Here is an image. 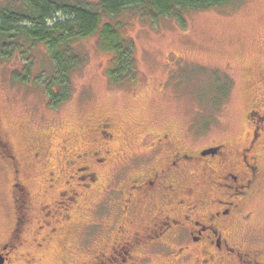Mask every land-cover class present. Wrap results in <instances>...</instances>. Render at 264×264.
Masks as SVG:
<instances>
[{"label": "flooded vegetation", "instance_id": "obj_1", "mask_svg": "<svg viewBox=\"0 0 264 264\" xmlns=\"http://www.w3.org/2000/svg\"><path fill=\"white\" fill-rule=\"evenodd\" d=\"M242 72L248 128L237 140L196 146L171 129L136 138L108 114L69 134L55 163L47 135L28 136V154L20 157L0 131L12 212L0 241L3 264H32L49 248L55 264H263L239 224L264 185V63ZM140 141L144 147L124 156ZM29 168L40 171L38 201ZM92 204L110 217L99 224L94 247L80 254L73 237L84 230L95 237Z\"/></svg>", "mask_w": 264, "mask_h": 264}, {"label": "rangeland", "instance_id": "obj_2", "mask_svg": "<svg viewBox=\"0 0 264 264\" xmlns=\"http://www.w3.org/2000/svg\"><path fill=\"white\" fill-rule=\"evenodd\" d=\"M8 1L0 0V4ZM130 9L110 21L133 43L136 71L131 80L110 78L111 54L100 47L97 33L76 42L84 60L70 76L69 98L56 107L50 105L39 83L23 81L15 73L30 60L34 75L50 65L44 45L36 44L31 56L16 52L9 58L0 57V131L16 154L26 157L28 136L42 133L53 141L56 163L58 147L69 134L108 114L136 133V138L144 131L171 129L186 142L200 146L245 135L247 98L242 67L264 63V0H230L221 6L187 10L184 25L170 16L147 19ZM55 17L63 16L57 13ZM142 147L141 141L135 143L125 149L124 156L130 159L132 150ZM39 173L28 170L35 201L41 198ZM9 190V176L0 174V241L11 221ZM55 193L51 191L46 198ZM92 207L96 224L91 234L95 237H87L85 230L73 237L80 254L94 247L99 224L110 217L105 210L99 212L96 204ZM245 209L250 213L239 224L240 238L264 254V185ZM52 253L49 248L32 264H55Z\"/></svg>", "mask_w": 264, "mask_h": 264}, {"label": "trees", "instance_id": "obj_3", "mask_svg": "<svg viewBox=\"0 0 264 264\" xmlns=\"http://www.w3.org/2000/svg\"><path fill=\"white\" fill-rule=\"evenodd\" d=\"M9 0L0 4V57L31 56L42 44L50 65L33 72V62L25 63L16 75L32 79L45 90L50 105L56 107L71 93L70 76L84 60L76 42L97 33L99 45L111 54L110 78L122 82L135 77L133 43L122 35L110 18L124 10H136L147 19L173 17L185 24L184 12L221 6L230 0ZM62 18H56V14ZM109 17V19H104Z\"/></svg>", "mask_w": 264, "mask_h": 264}, {"label": "water", "instance_id": "obj_4", "mask_svg": "<svg viewBox=\"0 0 264 264\" xmlns=\"http://www.w3.org/2000/svg\"><path fill=\"white\" fill-rule=\"evenodd\" d=\"M0 264H3V258L1 255H0Z\"/></svg>", "mask_w": 264, "mask_h": 264}]
</instances>
